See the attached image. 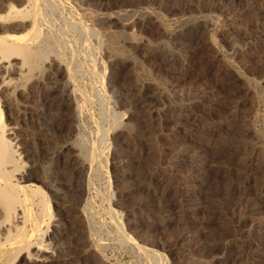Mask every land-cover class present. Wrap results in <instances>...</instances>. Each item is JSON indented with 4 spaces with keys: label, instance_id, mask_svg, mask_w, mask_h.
<instances>
[{
    "label": "rangeland",
    "instance_id": "1",
    "mask_svg": "<svg viewBox=\"0 0 264 264\" xmlns=\"http://www.w3.org/2000/svg\"><path fill=\"white\" fill-rule=\"evenodd\" d=\"M19 1L0 0V14L8 3L20 8ZM46 1L54 41L74 77L64 66L47 77L44 65L58 59L36 58L44 79L33 100L0 91V119L16 125L7 135L26 150L25 165L43 172L32 181L64 222L63 263L264 264V0ZM68 20L95 29L100 45L68 30ZM12 27L0 23V34ZM111 31L126 35L114 39L122 48L116 59L107 50ZM56 79L75 88L71 129L46 116ZM100 128L107 133L101 144ZM91 145L102 149L89 166ZM54 146H64L59 163L78 164L88 241L62 182L44 185ZM89 246L95 259L84 257Z\"/></svg>",
    "mask_w": 264,
    "mask_h": 264
},
{
    "label": "bare ground",
    "instance_id": "2",
    "mask_svg": "<svg viewBox=\"0 0 264 264\" xmlns=\"http://www.w3.org/2000/svg\"><path fill=\"white\" fill-rule=\"evenodd\" d=\"M41 1L42 0H21L19 1L20 8L15 7L11 3H8V13L4 15L0 14V23H3L6 26L15 23L18 27L6 29L5 34H0V91L2 96L23 95L26 97H31L33 92L32 89L33 87H35L36 82L42 81V79H44L41 78L38 70H35V68H37L38 66L36 58L46 60L49 58L50 54L56 56L55 59L57 58L58 61L55 63L53 60L50 62L48 60L47 66L44 65L43 69L45 76L48 77L51 75V73H53L56 77L59 76L64 71V66L67 71V78L71 79L72 77H74L73 70L69 62L63 60V57L61 56L62 53L60 54L58 51L59 44L56 43L57 41H54L55 37L57 39L58 37L57 33L56 36H54L55 32L53 33L51 28L50 18L53 16L51 15L50 17L49 11L48 14L44 10V6H46L48 2L46 0H43V2L45 3L44 5V3H42ZM40 2L42 3L41 5ZM49 7H51V5ZM49 7L48 9L50 10ZM51 9L53 10V8ZM78 26L79 25H77V22L73 20H68V22L66 23V27L68 28V30L69 28H74V30L77 29L78 31H82L83 36L86 34L91 35L100 45L101 40L98 37V33L95 29H88V26H86L85 28L87 30L83 31L80 29L81 27L79 26L80 28H78ZM79 33L80 32H78V34ZM107 33L109 35L107 50L111 55H115L112 57H115L116 59V56L120 54L122 48H120V44H117L116 40L114 41V39L121 36H125L126 39V35H123L124 33H122V31H111V33ZM79 35L81 36V33ZM120 43L122 45L123 42ZM135 43H137V41H135ZM62 45H60V47ZM53 81L56 82V85L53 87V91H50L46 96V103L48 108L46 116L51 119L52 117L56 118L59 121V128L61 129L62 124H64V122L67 123L66 120H68L71 113H73L72 104L74 100L72 95L75 94V88L71 89L68 82L62 81L61 79H56ZM96 97H98L97 99L101 98L98 95L95 96V98ZM76 103L77 108L81 106V102L76 101ZM29 105H31V103ZM1 111L2 109L0 106V117ZM129 117L130 115L127 117L128 120H126L125 124H123L124 127H129ZM120 119L121 116L119 114H116L110 122L111 127H114L115 125L118 126ZM67 126L69 127V129L73 127H70L68 123ZM16 128L17 127L15 124H3L0 119V264H64V239L62 240L64 234L66 233V230L63 226L64 222L61 218L56 217V215L50 214V209L48 208L49 200L47 199L46 192L44 191L42 186L35 185V183L33 182L34 179L40 180L37 176L39 174H43V172L39 171V167H37L35 163L25 165V163L23 162V156L27 155L26 150L19 146L20 143L18 144V139H16L15 137H8L7 134H14V130ZM96 132L97 135L95 136V141H97V143H99L100 141V144L103 141L105 142L107 134L106 131H103L100 128ZM63 148L64 146H61L59 148L57 146H54L53 150H51L52 152L50 154V157L48 156V158L51 163L54 164V168L52 169L51 173L45 174V180L43 179V182L44 185H53L51 184V180H56V182L58 183L62 182L61 188L62 190H64L63 192L70 195L71 201H73L76 206L74 210L75 214L73 221L81 225L83 232L85 231V234L82 237H84V239L88 241V238L91 237V218H87L86 220L85 218H83V215L86 213L87 205L86 207L79 206V204L77 205V203H79L81 199H83V181L78 179V170H76L77 168L74 169L73 167L78 164L74 165L72 162L59 163L57 161V156H59L58 154L62 151ZM100 149H98V147H93V149L88 151L86 159L88 160L87 162L89 166L90 161L93 162L97 160V157L101 153ZM84 161L86 162V160ZM87 162L84 163V166L85 164L87 165ZM81 165L82 164H80V166ZM262 196L263 195H261L258 200H263L264 196ZM111 211L113 212L115 210L111 208ZM114 214L116 215L117 213ZM115 223L117 229L122 232L123 226L120 224V220L118 221L115 218ZM65 226L67 227L66 224ZM123 237V241L125 240V238L128 240L130 239L128 235H123ZM140 248L143 250H147V248L142 246ZM96 253L97 251L90 248L89 246L87 251L84 253V257L92 256V258H94ZM85 260L83 261L85 262ZM100 261L101 259L99 261L95 260L94 262H92V264H99Z\"/></svg>",
    "mask_w": 264,
    "mask_h": 264
}]
</instances>
